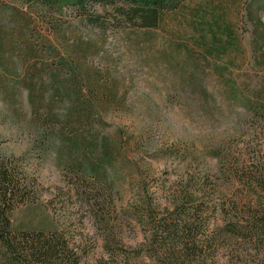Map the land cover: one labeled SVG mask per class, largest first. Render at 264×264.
I'll use <instances>...</instances> for the list:
<instances>
[{
  "label": "rangeland",
  "instance_id": "1",
  "mask_svg": "<svg viewBox=\"0 0 264 264\" xmlns=\"http://www.w3.org/2000/svg\"><path fill=\"white\" fill-rule=\"evenodd\" d=\"M27 9L0 11V159L20 163L37 191L12 211L14 229L58 232L98 259L108 230L125 250L145 243L139 206L168 213L202 174L225 197L240 193L210 154L264 152L247 131L256 122L243 121L247 97L264 94V0H180L155 28L122 2L65 7L55 28ZM90 134L112 149L95 177L76 171L98 162L85 151ZM228 219L212 213L198 231L215 233L208 264H264L263 239L223 227Z\"/></svg>",
  "mask_w": 264,
  "mask_h": 264
},
{
  "label": "trees",
  "instance_id": "2",
  "mask_svg": "<svg viewBox=\"0 0 264 264\" xmlns=\"http://www.w3.org/2000/svg\"><path fill=\"white\" fill-rule=\"evenodd\" d=\"M179 1L0 0V11L10 9L14 14H22L23 9L28 8L26 12L41 14L40 22L55 28L58 15L63 13L65 7L84 9L87 3L110 5L122 2L134 19L132 21H137L135 23L144 28H155L163 12L173 9ZM213 33L214 44L220 45L223 30L217 29ZM261 40L263 44V38ZM209 54H202L201 59L208 60L211 57ZM212 59L215 63L219 62L217 55H212ZM254 95L253 98L247 97L244 102L248 117L243 121L256 122L252 128H247L248 134L257 136L264 143V94L260 91ZM87 140L89 148L85 151L91 152L90 155L98 162L94 166L86 159L78 164L76 171L95 177L107 166L112 149L106 150L105 140L99 139L98 135L90 134ZM76 154H79L78 149ZM210 156L220 168L222 182L233 189L239 186L240 193L227 198L218 184L215 187L214 182L208 180L209 176L202 174L204 177L197 180V185L183 189L184 192L181 191V195L171 202L168 213L154 215L155 209L150 204L139 206L143 210L135 211L134 217L151 234L145 243L132 251L125 250L119 247L123 236L108 230L101 240L103 255L98 259L77 249L58 232L16 230L12 227V211L17 205L35 203L37 191L20 163L8 164L0 159V264H208L212 263V259L208 260L205 254L209 244L214 241L212 235L215 233L207 237L198 233L209 225L208 217L212 213L225 219L228 216L229 221L223 227L231 226L232 231L244 235L246 240L259 242L258 239L262 238L264 242V152L249 160L248 155L243 158L224 154L218 148L212 150ZM210 189H213V194ZM143 219H146V224ZM219 229L220 226H217L216 230ZM147 260L149 263H146Z\"/></svg>",
  "mask_w": 264,
  "mask_h": 264
}]
</instances>
